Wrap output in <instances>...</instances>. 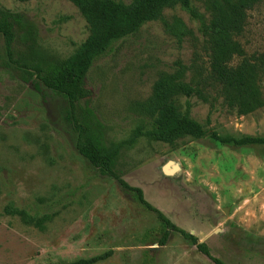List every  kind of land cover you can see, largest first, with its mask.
Returning <instances> with one entry per match:
<instances>
[{"label": "rangeland", "instance_id": "1", "mask_svg": "<svg viewBox=\"0 0 264 264\" xmlns=\"http://www.w3.org/2000/svg\"><path fill=\"white\" fill-rule=\"evenodd\" d=\"M191 1L204 12L202 0ZM0 12L15 18L11 57L0 34V264H67L109 251L92 264H215L178 230L160 244L166 224L78 152L67 98L35 76L24 81L22 62L64 59L86 38L78 8L70 0H0ZM163 18L113 41L93 62L76 117L93 112L105 142L118 147L120 177L211 256L264 264V144L233 146L209 135L170 144L143 134L159 74L180 62L189 81L209 67L197 21L179 5L164 8ZM176 19L182 28H171ZM238 38L247 55L264 52V0L248 11ZM186 100L208 133L264 137V105L238 115L220 97L211 106L192 95L179 98L182 111Z\"/></svg>", "mask_w": 264, "mask_h": 264}, {"label": "trees", "instance_id": "2", "mask_svg": "<svg viewBox=\"0 0 264 264\" xmlns=\"http://www.w3.org/2000/svg\"><path fill=\"white\" fill-rule=\"evenodd\" d=\"M70 1L85 19L88 35L64 59H44L39 55L32 61L22 62L21 66L27 73L23 77L24 81L35 76L44 86L67 98L73 124L78 130V152L92 166L103 169L117 179L124 188L133 189L139 201L153 210L166 224L167 229L159 240L160 244L166 242L168 229L178 230L215 264H226L210 255L206 243L198 242L192 233L178 229L159 209L147 202L140 188L130 186L120 177L115 169L118 147L105 142L100 129L101 123L94 119L91 110L87 109L80 119L76 117V111L80 101L88 99L90 95L85 85L87 72L93 62L108 50L111 43L133 34L147 21L164 20V8L179 5L198 23L203 48L208 56V72L187 81L186 67L180 62L174 71L161 72L144 104V110L151 118V127L143 134L170 144L182 137L198 139L206 135L233 146L264 144V137L260 136L234 137L214 131L208 133L200 122L190 117L188 100L184 111L179 105L181 96L188 99L192 95L198 96L204 102L209 101L211 106L220 97L222 103L238 115L264 105V52L247 55L238 38L246 25L248 11L262 0H202L204 12H200L191 0H131L129 3L120 0ZM14 21L11 14L0 12V34L4 38L9 57L12 56L11 48L15 40ZM182 26V21L176 19L171 28L179 29ZM200 74L196 72L194 75ZM210 91L216 94L212 99H209ZM109 253L110 251L87 259L80 258L67 264H92Z\"/></svg>", "mask_w": 264, "mask_h": 264}, {"label": "water", "instance_id": "3", "mask_svg": "<svg viewBox=\"0 0 264 264\" xmlns=\"http://www.w3.org/2000/svg\"><path fill=\"white\" fill-rule=\"evenodd\" d=\"M163 169H164L165 172H168V173H172L173 170H174V168L170 169V168L168 167V164L165 165V166L163 167Z\"/></svg>", "mask_w": 264, "mask_h": 264}]
</instances>
